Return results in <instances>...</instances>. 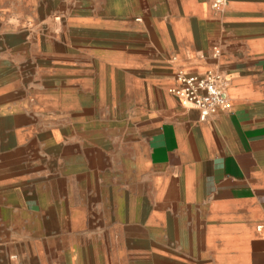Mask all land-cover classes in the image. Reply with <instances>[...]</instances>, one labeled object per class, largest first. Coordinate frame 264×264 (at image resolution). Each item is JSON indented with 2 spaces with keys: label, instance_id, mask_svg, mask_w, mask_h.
I'll return each instance as SVG.
<instances>
[{
  "label": "crops",
  "instance_id": "obj_1",
  "mask_svg": "<svg viewBox=\"0 0 264 264\" xmlns=\"http://www.w3.org/2000/svg\"><path fill=\"white\" fill-rule=\"evenodd\" d=\"M0 264H264V0L0 3Z\"/></svg>",
  "mask_w": 264,
  "mask_h": 264
},
{
  "label": "built area",
  "instance_id": "obj_2",
  "mask_svg": "<svg viewBox=\"0 0 264 264\" xmlns=\"http://www.w3.org/2000/svg\"><path fill=\"white\" fill-rule=\"evenodd\" d=\"M175 80L177 84L170 92L181 105L197 110L201 119L230 110L231 103L225 92L227 82L220 73L196 75L177 71Z\"/></svg>",
  "mask_w": 264,
  "mask_h": 264
},
{
  "label": "rangeland",
  "instance_id": "obj_3",
  "mask_svg": "<svg viewBox=\"0 0 264 264\" xmlns=\"http://www.w3.org/2000/svg\"><path fill=\"white\" fill-rule=\"evenodd\" d=\"M6 1H13V2H18L19 0H0V3H2V2H6ZM22 1H24V0H22ZM50 12V15H52V16H54V17H56L57 18V16L58 15H60V11L59 10H51V11H49ZM74 13V15H78V14H80L79 13V11H74L73 12ZM55 15H57V16H55ZM56 18H54V19H56Z\"/></svg>",
  "mask_w": 264,
  "mask_h": 264
}]
</instances>
